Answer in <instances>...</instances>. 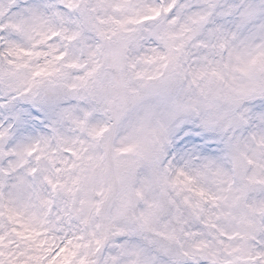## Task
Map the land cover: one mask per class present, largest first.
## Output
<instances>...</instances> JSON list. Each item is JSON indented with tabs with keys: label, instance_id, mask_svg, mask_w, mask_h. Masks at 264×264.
I'll use <instances>...</instances> for the list:
<instances>
[{
	"label": "snow or ice",
	"instance_id": "snow-or-ice-1",
	"mask_svg": "<svg viewBox=\"0 0 264 264\" xmlns=\"http://www.w3.org/2000/svg\"><path fill=\"white\" fill-rule=\"evenodd\" d=\"M0 264H264V0H0Z\"/></svg>",
	"mask_w": 264,
	"mask_h": 264
}]
</instances>
